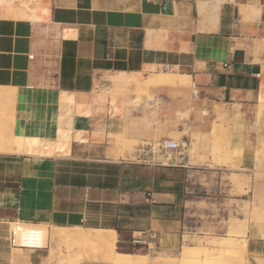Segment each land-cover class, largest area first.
I'll return each mask as SVG.
<instances>
[{
    "label": "crops",
    "instance_id": "0c3cea01",
    "mask_svg": "<svg viewBox=\"0 0 264 264\" xmlns=\"http://www.w3.org/2000/svg\"><path fill=\"white\" fill-rule=\"evenodd\" d=\"M5 2L0 86L18 89L0 106L14 103V132L55 138L63 92L74 115L58 139L70 140L49 155L59 156L0 153V264H13L12 219L175 249L187 215L239 200L230 165L212 160L214 141L264 173V0H52L40 12ZM110 134L133 141L131 151L114 156ZM170 138L179 151L162 147ZM246 241L261 255L264 228L250 226ZM50 247L20 263L45 264ZM124 253L140 254L83 263L119 264Z\"/></svg>",
    "mask_w": 264,
    "mask_h": 264
},
{
    "label": "rangeland",
    "instance_id": "374dc122",
    "mask_svg": "<svg viewBox=\"0 0 264 264\" xmlns=\"http://www.w3.org/2000/svg\"><path fill=\"white\" fill-rule=\"evenodd\" d=\"M51 2L52 0H7L4 4L11 5L17 9H26V6H29L31 8H37L40 12V5L50 7ZM14 124H16V122ZM69 140L70 139L63 138L62 142L64 144V141ZM225 140L226 139L223 138V140L214 141L210 154L214 162L230 165L231 173L228 176V180L232 182L233 196L238 197L239 200L224 203L222 208H220L219 205H208L204 203L202 205L204 209L202 214L187 215V224L181 229V243L177 247L175 245L176 248L172 247L175 248L173 250L160 248L156 244L132 243L129 241L119 243L117 239L116 249L118 251L140 253H124L119 264H180L182 261V251L186 248L191 249L195 246L210 248L215 254L217 253L216 255L220 254L219 256H221L222 254V257L224 255L227 261L236 257L242 259L244 264H264V251H262L259 256L252 255L248 251L246 241L250 226L254 228H264V184L256 182L264 176V173L242 168L240 166L241 152L235 149L232 150L231 145H229V148V142L226 141L228 144L225 145ZM57 151L55 154H57ZM55 154L49 157L59 156ZM46 157L37 156L33 158L41 159ZM208 191L213 192L214 187L210 186V190ZM223 193L225 192L223 191ZM11 221H19L20 223L29 225L34 224V222H26L22 219H12L7 221L9 229L13 227ZM44 224H46L49 229L53 226L47 223ZM221 236L227 237L225 244L217 245L210 242L211 239L216 240ZM169 242L176 244L174 237H169ZM13 248V264H19L22 262L24 256L32 253L31 249L24 250L23 248V250H20L16 249L19 247L14 246ZM46 250H48L46 252V254H48L49 248ZM68 254L66 250H56V262L60 256L63 257L62 259L64 262H67L69 259L68 256H70V254ZM89 262L93 264H108L100 261ZM83 264H86V262Z\"/></svg>",
    "mask_w": 264,
    "mask_h": 264
},
{
    "label": "bare ground",
    "instance_id": "6f19581e",
    "mask_svg": "<svg viewBox=\"0 0 264 264\" xmlns=\"http://www.w3.org/2000/svg\"><path fill=\"white\" fill-rule=\"evenodd\" d=\"M157 77L160 80L168 81L180 79L185 82L187 79V76H180L178 74H160L157 75ZM171 83L175 82L172 81ZM17 89L18 88L16 87L0 86V102L4 101L5 99L14 97L17 93ZM13 99L14 98H12V100L10 99L11 103H13L12 101H14L16 97L14 100ZM71 104H74L73 97L67 92H63L60 101V109H64L66 110V112L60 113L55 138L15 133L14 127L16 124L14 123L16 122V120H9L8 118H6L9 113L12 114L15 111L14 103L11 106L7 104V106L5 107L0 106V153H11L18 155L23 154L29 156L44 157L51 155L58 148L62 149L63 144H61L58 139L59 135L63 133L64 124L69 129H71L72 119L74 115H72L71 110L69 108ZM10 117L12 116L10 115ZM64 117L65 120H63ZM226 129L228 130V128ZM229 133L226 134L228 135ZM66 137L69 139L68 134H66ZM109 137L111 141H114L116 142L115 144H117V150L114 152V156H120V154L126 152L125 150H130L131 148H133V141H130L120 136H116L115 134H110ZM227 142L225 145L228 144ZM229 145L230 143L228 144V147ZM11 224H13V227L12 229L10 228V231L14 235L15 240L19 242L20 245L27 244L30 239H36L38 240V243L40 244L41 248L46 245L51 246L50 255L49 257H47L45 264H82L84 261L87 260L112 261L114 259L116 249V237L115 231L112 229H87L83 226L58 225H53L49 229L48 226L44 223H34L29 225L20 223L19 221L11 222ZM226 239L227 237L221 236L218 237L216 240L211 239L210 242L212 244L223 245L226 243ZM56 250H66L70 254V256H68L69 259L67 260V262H64L63 259L57 263L54 261V257L56 256ZM216 254L210 248L203 246H195L191 249L186 248L181 253L182 261L180 264H244V261L242 259L234 257L227 261L224 255L222 257V254L221 256H219L220 254Z\"/></svg>",
    "mask_w": 264,
    "mask_h": 264
},
{
    "label": "built area",
    "instance_id": "2783aa9c",
    "mask_svg": "<svg viewBox=\"0 0 264 264\" xmlns=\"http://www.w3.org/2000/svg\"><path fill=\"white\" fill-rule=\"evenodd\" d=\"M31 57H33V56L31 55ZM162 147L169 150V151L174 152V151H179L182 146H181V143H179L176 139L170 138V139H167L166 141L163 142ZM10 241L14 247H21L24 249H31V250L42 249L40 247V244L38 243V240H36V239H30L27 244H24V245L21 244L20 245V243L15 240V237L11 231H10ZM134 242L139 243L140 239H135Z\"/></svg>",
    "mask_w": 264,
    "mask_h": 264
}]
</instances>
